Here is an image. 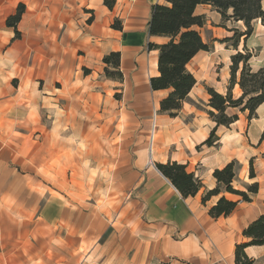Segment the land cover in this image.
I'll list each match as a JSON object with an SVG mask.
<instances>
[{
  "label": "crops",
  "instance_id": "crops-1",
  "mask_svg": "<svg viewBox=\"0 0 264 264\" xmlns=\"http://www.w3.org/2000/svg\"><path fill=\"white\" fill-rule=\"evenodd\" d=\"M20 4V21L8 25ZM156 4L168 2L0 0V264H235L243 230L264 213V103L255 118L238 112L216 127L207 87L228 92L231 56L244 48L254 70L264 66V23L233 45L224 40L245 23L198 5L211 50L187 64L197 82L171 116L160 112L169 89L150 85L159 50L148 44L169 40L149 33ZM113 51L122 80L104 73ZM232 93L242 94L238 83ZM215 127L218 144H203ZM169 161L201 179L196 195L184 198L156 167ZM232 161L234 187L258 182V192L203 202L218 185L214 170ZM222 196L237 207L212 217ZM245 252L264 264V245Z\"/></svg>",
  "mask_w": 264,
  "mask_h": 264
},
{
  "label": "trees",
  "instance_id": "trees-1",
  "mask_svg": "<svg viewBox=\"0 0 264 264\" xmlns=\"http://www.w3.org/2000/svg\"><path fill=\"white\" fill-rule=\"evenodd\" d=\"M168 5L156 4L153 6L152 17L149 23V33L153 36H165L169 40L162 44L149 43L150 49L159 50V75L150 79L153 90L169 89L168 95L160 102V112L175 116L183 103L188 100L189 94L197 79L187 68V64L201 50L210 51L211 45L204 41L197 26L205 24V16L196 14V7L200 4H210L219 11L224 20L233 19L243 21L246 30L241 34L235 31L234 35L224 41L237 45L239 37L250 36L254 30L253 22L260 19L264 23L263 0H166ZM115 0H105V5L112 8ZM231 14H228L229 10ZM25 11V5L20 4L17 12L9 17L7 23L16 26ZM114 28H121L120 21H115ZM253 52L248 48L238 51L231 56L230 81L228 92L222 94L213 87H207L210 95L208 105L211 107L209 115L216 122V127L223 125L230 127L238 120V112H248V119L257 116L258 107L264 103V66L254 70L250 65ZM104 73L107 78L122 80L120 69L121 54L113 51L103 58ZM238 83L242 94L234 97L232 89ZM229 109L238 110L230 113ZM216 127L203 144L209 146L218 144ZM264 138V130L262 132ZM264 157V155H263ZM237 161H232L213 172L218 185L208 190L203 196L206 202L211 196L221 192L237 195L242 201H251V195L259 190L258 182L246 186V190L234 187L237 178ZM158 170L177 188L184 198L194 196L203 186L199 177L187 170L186 165L177 161L156 163ZM249 177H255L252 160L250 161ZM238 201L222 196L209 210L212 217L228 216L237 207ZM246 241L237 244L235 250V264H254L245 248L251 245H264V213L251 222L242 232Z\"/></svg>",
  "mask_w": 264,
  "mask_h": 264
},
{
  "label": "rangeland",
  "instance_id": "rangeland-1",
  "mask_svg": "<svg viewBox=\"0 0 264 264\" xmlns=\"http://www.w3.org/2000/svg\"><path fill=\"white\" fill-rule=\"evenodd\" d=\"M204 35H205V36H208L206 31H204ZM254 52H255V51H254ZM229 111H230V113H232V112H233V110H232V109H230ZM236 112H238V110H236Z\"/></svg>",
  "mask_w": 264,
  "mask_h": 264
}]
</instances>
